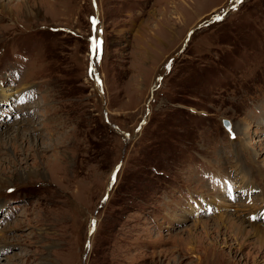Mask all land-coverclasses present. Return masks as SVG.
I'll return each instance as SVG.
<instances>
[{
  "label": "rangeland",
  "instance_id": "1",
  "mask_svg": "<svg viewBox=\"0 0 264 264\" xmlns=\"http://www.w3.org/2000/svg\"><path fill=\"white\" fill-rule=\"evenodd\" d=\"M0 264H264V0H0Z\"/></svg>",
  "mask_w": 264,
  "mask_h": 264
},
{
  "label": "snow or ice",
  "instance_id": "2",
  "mask_svg": "<svg viewBox=\"0 0 264 264\" xmlns=\"http://www.w3.org/2000/svg\"><path fill=\"white\" fill-rule=\"evenodd\" d=\"M242 2V0H236V3H241ZM223 17H221V16H217L216 17V19L217 20H220V19H222ZM95 45H96V47L98 48L99 47V42L98 41H96L95 42ZM231 130V126L229 125V131ZM234 138V137H233ZM119 168H120V165H118L117 166V169L113 172V175H112V183H114L115 182V180H116V172H118L119 171ZM9 191H12L11 189H9ZM105 199H107V197H105ZM93 223V227L95 226V222L93 221L92 222Z\"/></svg>",
  "mask_w": 264,
  "mask_h": 264
},
{
  "label": "water",
  "instance_id": "3",
  "mask_svg": "<svg viewBox=\"0 0 264 264\" xmlns=\"http://www.w3.org/2000/svg\"><path fill=\"white\" fill-rule=\"evenodd\" d=\"M221 124H222V127L227 131V132H231L232 130V125H231V122L226 119V118H221ZM229 125L231 126V130L229 131ZM121 165V163L119 164ZM117 169V167H116ZM115 169V170H116ZM113 175V174H112ZM112 186V176H111V180H110V183H109V186H108V189ZM107 195V194H106ZM107 197V196H106Z\"/></svg>",
  "mask_w": 264,
  "mask_h": 264
},
{
  "label": "bare ground",
  "instance_id": "4",
  "mask_svg": "<svg viewBox=\"0 0 264 264\" xmlns=\"http://www.w3.org/2000/svg\"><path fill=\"white\" fill-rule=\"evenodd\" d=\"M233 188V187H232ZM232 195V194H231ZM228 199V198H227ZM214 203V202H213ZM263 206V203L262 204H260L257 208H260V207H262ZM253 210V209H252ZM237 231H238V229H235V232H236V234H237Z\"/></svg>",
  "mask_w": 264,
  "mask_h": 264
}]
</instances>
